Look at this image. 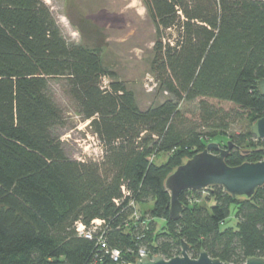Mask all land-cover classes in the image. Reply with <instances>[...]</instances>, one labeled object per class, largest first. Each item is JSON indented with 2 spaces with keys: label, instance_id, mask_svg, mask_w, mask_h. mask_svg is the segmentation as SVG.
I'll list each match as a JSON object with an SVG mask.
<instances>
[{
  "label": "trees",
  "instance_id": "trees-1",
  "mask_svg": "<svg viewBox=\"0 0 264 264\" xmlns=\"http://www.w3.org/2000/svg\"><path fill=\"white\" fill-rule=\"evenodd\" d=\"M142 1L155 28L150 72L169 95L146 108L99 48L64 37L44 0H0V264H119L140 247L169 259L181 240L190 257L203 249L242 264L264 254V185L250 198L219 186L206 197L182 191L176 219L164 186L217 134L232 143L229 166L264 156V139L251 132L264 115V0ZM68 114L87 123L99 158L67 154L57 128ZM138 205L147 210L135 218ZM231 207L235 227L224 226ZM94 219L90 238L76 231ZM157 219L165 225L155 231Z\"/></svg>",
  "mask_w": 264,
  "mask_h": 264
},
{
  "label": "rangeland",
  "instance_id": "rangeland-1",
  "mask_svg": "<svg viewBox=\"0 0 264 264\" xmlns=\"http://www.w3.org/2000/svg\"><path fill=\"white\" fill-rule=\"evenodd\" d=\"M44 1L50 6L66 39L101 50L103 65L112 70L116 78L132 91L140 108L157 105L169 97L156 82L154 86L147 80L152 76L150 62L153 56L155 28L142 0ZM109 79L108 76L102 78V84H107ZM209 101L224 110L236 108L234 104L226 101ZM187 107L191 109L194 104H180L181 109ZM68 115L66 126L57 128L67 154L75 159L99 158V144L86 129L87 123H76L78 116ZM237 127L234 125V129ZM224 136L217 134L208 142H217L221 147H225L228 136ZM166 158L167 154L151 157L156 164L165 162ZM202 195H208L206 190ZM146 210L147 206L138 205L134 217L143 215ZM233 210L234 207H231L230 216L225 220L224 226L235 227ZM164 223L163 219H157L155 231L160 230Z\"/></svg>",
  "mask_w": 264,
  "mask_h": 264
},
{
  "label": "water",
  "instance_id": "water-1",
  "mask_svg": "<svg viewBox=\"0 0 264 264\" xmlns=\"http://www.w3.org/2000/svg\"><path fill=\"white\" fill-rule=\"evenodd\" d=\"M257 90L264 96V77L257 81ZM252 134L264 139V115L251 125ZM232 148L230 140L225 147L217 142H208L205 148L193 154L169 174L164 180L165 189L169 192V218L176 219L182 209L179 194L185 190H201L219 186L232 197L250 198L257 188L264 185V156L258 161H245L235 166H229L225 157ZM264 150V147H263ZM179 255L164 259L161 255L151 257L141 254L134 264H232L212 258L201 249L196 257L188 254V244L180 241ZM242 264H264L262 256H249Z\"/></svg>",
  "mask_w": 264,
  "mask_h": 264
},
{
  "label": "built area",
  "instance_id": "built-area-1",
  "mask_svg": "<svg viewBox=\"0 0 264 264\" xmlns=\"http://www.w3.org/2000/svg\"><path fill=\"white\" fill-rule=\"evenodd\" d=\"M147 80H149V82H151L152 83V85H156L155 84V81H154V79H153V77L151 76V78H149V79H147ZM201 190H206V189H201ZM100 223H101V221L100 220H98V219H94V220H92L91 221V223H90V229H88V230H86L85 228H84V226L81 224V223H76V231L77 232H79L80 234H82L84 237H87V238H90L91 237V232H90V230L92 231V230H94L95 228H96V226L97 225H100ZM101 246L102 247H105V244L102 242L101 243ZM141 254H144L145 256H148V257H151V256H153V255H149V252L147 251V249L146 248H143V247H140V248H138V250H137V257H136V259H139L140 257H142L141 256ZM110 258L113 260V261H115V262H117V263H119V261H120V253H119V251L118 250H116V249H113V250H111L110 251ZM164 258V257H163ZM136 259L134 260V261H132V262H125V261H122L121 263H119V264H134L135 263V261H136ZM165 259V258H164Z\"/></svg>",
  "mask_w": 264,
  "mask_h": 264
}]
</instances>
